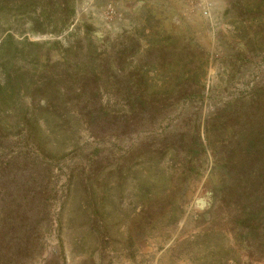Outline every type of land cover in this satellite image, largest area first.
<instances>
[{"label": "rangeland", "instance_id": "obj_1", "mask_svg": "<svg viewBox=\"0 0 264 264\" xmlns=\"http://www.w3.org/2000/svg\"><path fill=\"white\" fill-rule=\"evenodd\" d=\"M72 2L0 36V264H264V11Z\"/></svg>", "mask_w": 264, "mask_h": 264}, {"label": "trees", "instance_id": "obj_2", "mask_svg": "<svg viewBox=\"0 0 264 264\" xmlns=\"http://www.w3.org/2000/svg\"><path fill=\"white\" fill-rule=\"evenodd\" d=\"M246 2L251 3L256 10L264 11V0H237L236 3L239 4L238 7L249 6L245 5ZM64 10H67V14L62 17ZM72 13V0H0V36L7 30H16L13 27L14 24L23 25L24 23L28 24L26 29L31 32H57L70 23ZM26 45L28 44L24 40L13 42L7 32L0 39V58H5L7 63L13 58L12 53L19 46ZM9 82L7 77H2L0 81V111L7 104L5 86Z\"/></svg>", "mask_w": 264, "mask_h": 264}]
</instances>
